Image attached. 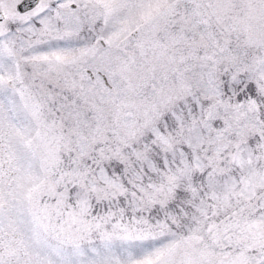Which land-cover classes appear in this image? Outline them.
<instances>
[{"label": "snow or ice", "instance_id": "obj_1", "mask_svg": "<svg viewBox=\"0 0 264 264\" xmlns=\"http://www.w3.org/2000/svg\"><path fill=\"white\" fill-rule=\"evenodd\" d=\"M0 264H264V0H0Z\"/></svg>", "mask_w": 264, "mask_h": 264}]
</instances>
